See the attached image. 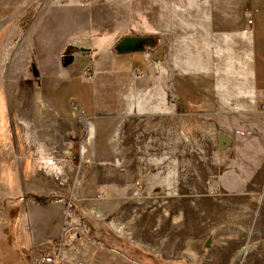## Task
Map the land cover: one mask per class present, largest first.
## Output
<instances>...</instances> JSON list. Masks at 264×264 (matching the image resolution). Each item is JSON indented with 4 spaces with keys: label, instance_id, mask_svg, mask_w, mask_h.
I'll use <instances>...</instances> for the list:
<instances>
[{
    "label": "rangeland",
    "instance_id": "1",
    "mask_svg": "<svg viewBox=\"0 0 264 264\" xmlns=\"http://www.w3.org/2000/svg\"><path fill=\"white\" fill-rule=\"evenodd\" d=\"M180 1L0 0V264L55 251L56 264H149L151 237L174 255L189 248L176 264H264V112L220 128L181 115L88 127L43 105L33 45L48 9L83 10L76 22L94 38L147 36L167 13L175 29L182 10L167 4Z\"/></svg>",
    "mask_w": 264,
    "mask_h": 264
},
{
    "label": "crops",
    "instance_id": "2",
    "mask_svg": "<svg viewBox=\"0 0 264 264\" xmlns=\"http://www.w3.org/2000/svg\"><path fill=\"white\" fill-rule=\"evenodd\" d=\"M169 7L182 10L175 29L168 13L161 25L148 21L146 34L156 44L121 54L116 45L122 38L143 34L94 38L83 28L84 19L76 22L83 10L45 12L33 49L43 105L59 123L78 119L92 127L99 120L181 115L220 128L227 116L264 112V0H181ZM80 33H90L88 41H75ZM64 50L78 54L71 64L59 61ZM153 240L146 242L149 264L181 263L189 255L186 245L177 255L167 252L164 234L162 251ZM131 250L138 255L134 246ZM87 264L104 263L89 259Z\"/></svg>",
    "mask_w": 264,
    "mask_h": 264
},
{
    "label": "water",
    "instance_id": "3",
    "mask_svg": "<svg viewBox=\"0 0 264 264\" xmlns=\"http://www.w3.org/2000/svg\"><path fill=\"white\" fill-rule=\"evenodd\" d=\"M149 44H156V41L153 40L151 36H141V35H135V36H125L122 38L119 43H117V50L121 53H129L137 48H144L145 45ZM86 49H82V51H85ZM62 61L65 65L71 64L74 61V54H67L64 53ZM230 139L225 133H221L219 135V144L221 145V149L224 150V148L228 147L230 145ZM264 246V243H263Z\"/></svg>",
    "mask_w": 264,
    "mask_h": 264
},
{
    "label": "built area",
    "instance_id": "4",
    "mask_svg": "<svg viewBox=\"0 0 264 264\" xmlns=\"http://www.w3.org/2000/svg\"><path fill=\"white\" fill-rule=\"evenodd\" d=\"M137 74L141 75L140 71H136ZM60 254L58 252L50 253V254H36L33 259L32 263L34 264H56V261L59 259Z\"/></svg>",
    "mask_w": 264,
    "mask_h": 264
},
{
    "label": "trees",
    "instance_id": "5",
    "mask_svg": "<svg viewBox=\"0 0 264 264\" xmlns=\"http://www.w3.org/2000/svg\"><path fill=\"white\" fill-rule=\"evenodd\" d=\"M34 200L37 202V203H40V202H49L50 201V198H46L44 196H33Z\"/></svg>",
    "mask_w": 264,
    "mask_h": 264
}]
</instances>
